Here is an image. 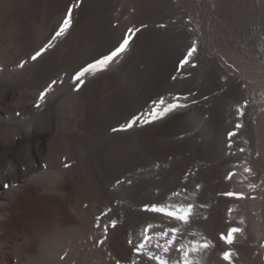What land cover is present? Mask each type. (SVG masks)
Here are the masks:
<instances>
[{
  "label": "bare ground",
  "instance_id": "obj_1",
  "mask_svg": "<svg viewBox=\"0 0 264 264\" xmlns=\"http://www.w3.org/2000/svg\"><path fill=\"white\" fill-rule=\"evenodd\" d=\"M28 1L0 0V26L8 11L17 14L19 10L16 9L21 6L26 9ZM44 1L40 9L42 17L46 18L49 4ZM50 1L63 5L67 0ZM132 4L144 18L128 51L113 60L105 70L85 73L81 77L84 83L80 85L73 79L77 72L119 43L118 35L108 33L110 29H118L121 22L114 12L120 6ZM253 10H256L255 14ZM83 19L85 26L81 29ZM160 24L165 27H158ZM59 27L52 32L48 43L51 47L43 55L35 61L32 56L25 58L35 71L37 84L48 82L37 97L24 87L28 70L17 63L22 52L13 53L0 41V133L12 128L9 154H15L25 142L30 164L38 168L40 158L44 156L46 169L50 167L52 171L29 176L11 162L3 174L0 158V203L16 211L4 226L8 232L16 228L26 229L27 218H35L28 203H35L46 216L62 215L55 224V231L44 237L40 251L30 243L25 246V254H40L37 264H103L100 255L92 254L86 259L82 252L83 228L79 222L83 220V209L81 196L77 194L81 184L77 170L82 166L81 155L87 154L94 144L109 145L111 157L117 160L120 154L122 161L119 164L128 171L125 177H121L124 182L118 185L116 180L112 181V186L119 190L114 197L108 191L112 186L108 190L105 188L106 196L98 188H93V195L104 199V208H93L90 213L96 223L95 231L98 224H107L116 206L120 212L131 214L133 199H142L148 191L152 195L164 191L159 199L161 204L191 203L193 214L185 225L163 214L150 212L146 221L152 239L139 254L146 258V264H156L154 259L148 258V252H162L156 245L164 240H158L156 234L171 228L180 231L172 250L166 254L170 261L182 264L181 254L176 249L181 244L188 246L206 239L211 246L199 254H191L194 260L199 264H223L218 252L228 244L221 239L227 234L217 226L219 218L231 220L235 226L244 229L242 236L233 234L238 250L235 253L232 249L231 252L232 257L236 254L237 263L264 264L261 258L264 243V0H249L247 7L241 0H80V7L73 10L68 31L53 40ZM143 35L156 48L170 49L172 58L180 52L186 53L196 43L197 52L191 62L185 64L188 70L175 72V81L166 76L159 79L165 74L155 68V62L143 63L137 56ZM25 45L28 48L30 44ZM53 56L57 58L54 76L49 72ZM193 63L195 67L191 66ZM207 78L216 82L217 90L202 96L197 89ZM77 86L79 90H76ZM112 89L110 99L124 106L130 102H138V105L132 106L127 113H117L114 116L117 122L105 123L103 127L85 123L84 120L91 117V122H98L96 116L99 114L84 101L90 99V95ZM188 89H194V97L200 102L182 101L186 107L152 123L137 124L127 131L111 130L118 125L116 123L123 121L125 124L134 115L147 113L153 107V101L161 97L170 101ZM42 93H46L43 99L40 98ZM14 102L15 106L12 105ZM105 102L103 100L102 104ZM72 113H77L78 118L74 126L66 127ZM237 123L241 124L239 129L235 128ZM79 125L85 129V134L78 130ZM233 131L236 135L231 137L229 148L228 133ZM169 132L172 139L161 136ZM2 140L0 134V143ZM241 148L244 151H240ZM130 153L134 157L129 156ZM176 163L190 165L192 175L201 172L203 183L193 189L183 185L188 182L182 179L181 171L173 168ZM220 166L221 172L216 175V168ZM245 167L250 168L251 173L244 172ZM165 171H168L166 176H159ZM229 173H234L231 179L226 178ZM50 178L56 183L55 187L47 183ZM140 181L146 182L144 191L135 190L134 184ZM174 184L185 187L169 190L171 187L168 189V186ZM250 184L254 187L250 188ZM229 191L243 193V198L230 197L225 202L223 194ZM71 192L77 202L72 213L74 217L67 211ZM174 192L181 195L173 196ZM207 193L209 203L204 199ZM199 194H203L201 199H197ZM135 209L138 208L134 206ZM5 250L1 246L0 254ZM2 259L5 257L0 256Z\"/></svg>",
  "mask_w": 264,
  "mask_h": 264
},
{
  "label": "rangeland",
  "instance_id": "obj_2",
  "mask_svg": "<svg viewBox=\"0 0 264 264\" xmlns=\"http://www.w3.org/2000/svg\"><path fill=\"white\" fill-rule=\"evenodd\" d=\"M241 1L243 2V6L247 7V4H249V0H247V2L246 0H241ZM43 3H45L44 0H29L26 4V9H23L22 6L19 9H16V11L19 10L17 14H14L15 11L13 12L8 11V13L5 14V18L0 26L2 28V31L0 33V41L8 45L9 50L12 51L13 53L17 50L22 52V58L17 63H19V65L22 66L24 69L28 70V74L26 78L27 80H25L24 87L30 94H32L33 97H37L38 94H40V92L44 88H46L48 82L47 83L42 82L40 84H37L35 71L32 68L31 63L25 61V58L34 55L38 50H40L50 42V36L52 32L55 31L58 28V26L62 24L65 18L67 7L75 3V1L67 0L63 5H56L55 2L47 0L46 3L49 4L48 5L49 14L46 18H43L41 15L40 6ZM119 8L120 9H117L114 12V15H118L121 21L118 26V29L116 30L110 29L108 33L118 35L120 37L119 40L120 42L122 37L125 35V33L129 28L142 26L144 15H142L139 12V10L135 8L133 4L128 6L123 5L120 6ZM252 13L255 14L256 10L255 11L253 10ZM83 15H84L83 18L86 17V13ZM84 26L85 23L83 19L80 28L83 29ZM140 40L142 42V47H140L137 56L140 58V61L143 63H146L149 60L155 62L156 64L155 68L163 71V73L165 74L163 76L161 75L162 77H159V79H163L166 76L169 77L172 81H175L176 80L175 72L184 73L188 70L187 68H185V65L183 66V68L179 66V62L186 55L185 52H180L172 58V56H170L171 55L170 49L156 48L154 46V43H152V41L150 40L148 41V39L144 35L140 37ZM27 43L30 44L28 48L25 45ZM56 59H57L56 56H53L50 64L51 70H49V72L52 74V76H54L57 73L55 66L57 63ZM173 77H175V79H173ZM216 86H217L216 82L214 81L212 82L210 78H207L202 81L197 91L203 96L206 94H210L211 92H213V90H217ZM112 93H113V89L111 91H102L96 95H90L91 98L84 101L85 105L87 106L91 105V108L97 114H99L98 116H96L98 122L95 123L91 122L92 121V117H91L85 119L84 120L85 123H87L88 125L99 124L100 127H103V124L105 123L117 122L116 119L114 118V116L117 115V113L121 111H123V113H127L131 110L132 106L138 105V102H134L132 104L130 102V105L128 106H124L125 104L117 103L116 101L109 98V96H111ZM194 94H195L194 89L181 91V96L187 97L186 101L191 104H196L200 102L199 100H197V97L196 98L194 97ZM103 100H106L105 104H102ZM12 105L15 106L16 102H14ZM77 118H78L77 113L70 114L68 118V122H66V127H70V125L74 126ZM116 124L118 125H116L114 129H119L120 126L124 124V122L121 121ZM78 130L81 131L83 134L86 133L85 129H83L80 125L78 126ZM111 130L113 131V129ZM0 134L1 137L3 138L2 143H0V158L2 161L1 166L3 168V172H2L3 174L4 173L6 174L7 166L11 162L14 163V165L18 170L25 172L26 175L29 176L44 174L45 171L49 173L52 172L50 167L49 169H46L44 156L40 158L41 163L38 166V168H35L30 164L29 152L25 142L21 144V146L18 148L15 154H9L10 150L8 149L9 148L8 141L9 138L13 135L12 128L3 130L1 131ZM161 136L166 139H172V134L170 132L165 133ZM129 156L134 157V154L130 153ZM114 160L118 162L117 163L112 162ZM121 161L122 158L120 154L117 160L111 157V151L109 145L95 146L93 144L91 145L90 150L88 151L87 154H85L84 156L81 155L82 166L80 169L77 170V172L79 173V178L81 179V184H80V190L79 192L77 191V194L81 196L80 202H82L81 206L83 209V218H82L83 220L79 221L80 224L82 225L84 232V233L82 232L83 234L82 252L86 255V259L90 258V255L92 254H93L92 256H96V257L100 255L99 259H102L101 263L103 264H105L106 262L110 264L111 262L114 264H118V262L119 264H134V262L135 264H146L145 261L146 258L140 257L139 256L140 253L134 251L135 248L134 246H136L139 243H144L145 236L148 237L150 236V231L148 230L149 224L147 223L148 220L146 218V217H150V212L144 210L145 206L152 204H161L160 202L161 200L159 199L161 195H163L164 191H161V194L159 193L158 195H152L148 191L149 194L146 192L145 193L146 195L144 194L145 197L142 196L143 197L142 199H137L136 201H133L134 200L133 199L131 203L133 207V211L131 212V214L126 211L120 212L118 206H116V208L114 209V213L112 212L111 215L112 217L108 219L109 221L107 220L108 221L107 224L104 225L103 223H100L99 226L96 227L98 228L97 231L99 232L95 231L96 223L94 222V219L91 218L90 216V213L93 211V208L96 209L104 208V199L96 198V196L93 195L94 193L93 188H98L106 196L105 188L108 190L109 187L112 186V181L116 180L118 185L121 182H124V178L121 179V177H125L128 171L123 167V165L119 164ZM173 168L179 172L181 171V173L183 174L182 179L188 182V183L183 182V185L185 184L189 185L193 189V188H198L200 182H202L201 181L202 173L196 172L197 175L194 173H193L194 175H192L193 169L188 164L176 163L173 165ZM221 169H222L221 166L217 167L215 174L219 175ZM167 174L168 171H165L159 176H166ZM47 183L51 184L52 187L56 186V183L52 180V178H50L47 181ZM134 185H135V190L143 189L144 191L146 187V182L140 181V182H136ZM179 187L184 188L185 186L183 187L182 184H174L168 186V189L170 188L169 190H174L175 188H179ZM202 187L205 186L202 185ZM108 191H110V193L112 194L111 197H114L119 193L117 187H113V186ZM202 196L203 194H199L197 196V199H201ZM225 196H226L225 202L229 201L230 197L227 195ZM209 197L210 196L207 193L206 198H204L206 203L210 202ZM76 203L77 202H76L75 194L71 192V196L67 204V211H69L71 215L73 213V209ZM70 204L72 205L71 207ZM28 206L30 209H32L33 216H35V218L34 219L32 217L27 218L28 226L26 229L16 228L8 232L4 224L8 218L15 215L16 211H14V208L8 207L4 203H0V247L4 246L6 248L5 252L1 253L0 256L5 257V259H2V260H6L4 264H34V263L37 264L39 262L40 254L27 256L25 254V249H26L25 246L27 244L32 243L35 246L36 251H40L44 237L47 234H50L55 231L56 229L55 224L62 216L59 213H53V215L46 216V214L41 212V208L35 205V203H28ZM134 206L135 208L138 209L134 210ZM122 209H123V205H122ZM46 219L48 220L45 223L43 224L40 223L41 221H44ZM88 220L90 221L88 222ZM112 221L115 222L117 226L113 227ZM92 223L93 224L95 223V225H91ZM216 223L219 229L225 234H228V232L232 228L240 229V227L238 225H237L238 227L235 226L236 224L234 225V222H232L231 220L227 221V220H223L222 218H219L216 221ZM100 226L102 229L100 228ZM105 226H107V232L103 230ZM145 227L147 229H145ZM120 230L122 232H120ZM92 233H94V235ZM141 234L143 236L142 238H140ZM241 234H244V229L238 232V235ZM101 241H103V243H101ZM128 241H132V243H129ZM237 243H238L237 241H233L230 247L228 244L224 248L219 250L218 253L219 254L221 253L219 258L223 262V264H229V261H226L223 258V252L224 253L225 251L231 252V250L233 249L232 251L236 253L238 250ZM90 244L92 245L90 246ZM94 245L96 246L95 249H94ZM234 247L236 248L234 249ZM227 249L230 250L228 251ZM92 250L94 251L93 253ZM105 256H107L108 258L107 257L105 258ZM233 257H231V264H239L237 263L235 258L236 254ZM261 258L262 261L264 262V243H263V254Z\"/></svg>",
  "mask_w": 264,
  "mask_h": 264
},
{
  "label": "snow or ice",
  "instance_id": "obj_3",
  "mask_svg": "<svg viewBox=\"0 0 264 264\" xmlns=\"http://www.w3.org/2000/svg\"><path fill=\"white\" fill-rule=\"evenodd\" d=\"M80 7V0H76L75 3L71 4L66 9V15L65 18L60 25L59 29L55 32L52 39H56L57 37L63 36L68 29L71 26V19H72V13L73 10ZM143 27H147V25H144ZM158 27H165V25L160 24ZM141 29L139 27L135 28H129L125 35L122 37L121 41L109 52L101 55L100 57L96 58L94 62L89 63L87 66L83 67L75 77L73 78L75 81H79V84L82 85L84 81L81 79L85 75V73H88L90 71L96 72V71H102L105 70L106 67L116 58L120 57L122 54H125L128 51V46L131 43L132 39L135 36V33L139 32ZM48 47H51V44L45 45L43 48H41L39 51H37L34 55H32L31 59L33 61L37 60L41 55H43L44 52L47 51ZM197 52V45L196 43H193L192 46L187 50L186 55L183 57V59L179 62V66L183 68L185 64H189L194 56V54ZM192 67H195V64H191ZM175 79V77H173ZM55 83V82H53ZM79 90V86H77V89ZM46 93L41 94V99L44 98V95ZM187 97H181V96H173L170 101H166L163 97L159 98L157 101H153V107L149 109L147 113H141L139 115H134L130 120H128L125 124L121 125L119 129H113V131H127L131 129L134 125L140 124H148L152 123L155 120L161 119L164 116L168 115L169 113L173 112L176 109L184 108L187 105L183 103L182 101H186ZM240 115L242 116L244 113L241 109H239ZM241 127L240 123H237L235 125L236 129H239ZM236 132H229V144L228 147L231 148V137L235 136ZM240 151H244V149H240ZM67 166V165H66ZM244 172L251 173V169L245 167ZM234 173H229L226 177L227 179H231ZM250 188H253V185H249ZM173 196H180V192H174L172 194ZM223 195H227L229 197H235L236 199H242L243 193H236L233 191H229L227 193H224ZM193 204L188 203H175V204H152V205H146L145 211L152 212V213H160L167 217H170L174 219L175 221L179 223H183L187 225L189 223V218L193 214ZM99 219V218H98ZM99 226V224L97 225ZM113 227H115V222H113ZM179 228H171L167 229L163 232L157 233L156 238L158 240H164V243H157V248L162 249V252L159 254L148 252L147 256L149 259H154L156 261V264H177V261L172 260L170 261L166 254L169 253L172 250V245L174 241L177 239V233H179ZM241 229L239 228H232L228 232L227 236H221V239L225 240V242L229 245L233 243V234L240 232ZM105 232H107V226H105ZM169 232H171V236H169ZM145 242L139 243L135 246L134 251L137 253L144 252L145 249L148 246V242L151 237L145 236ZM103 243V241H101ZM129 243H132V241H129ZM211 246V242L208 240H203L200 242H193L188 246H185L181 244L179 248L176 249L181 255L180 260H182V264H199L197 260H194L191 254H199L203 252L205 249H208ZM231 252H225L223 253V258L226 261H229V264H231ZM119 264V262H118ZM135 264V262H134Z\"/></svg>",
  "mask_w": 264,
  "mask_h": 264
}]
</instances>
